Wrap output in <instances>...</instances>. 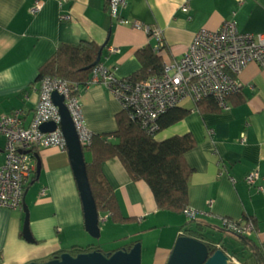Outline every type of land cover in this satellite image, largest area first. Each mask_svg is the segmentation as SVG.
<instances>
[{
    "label": "crops",
    "instance_id": "obj_1",
    "mask_svg": "<svg viewBox=\"0 0 264 264\" xmlns=\"http://www.w3.org/2000/svg\"><path fill=\"white\" fill-rule=\"evenodd\" d=\"M108 1L69 0L60 5L59 0H0V114L20 111L23 123H30L39 101L35 83L39 67L62 42L94 41L102 48L99 62L116 77L126 78L140 67L137 50L148 44L159 50L164 64L181 57L201 28L217 29L234 21L242 32L264 33V0H127L120 13L140 27L114 19ZM37 2L40 7L33 12ZM236 79L246 96L242 104L201 113L193 100L185 99L179 104L191 112L155 133L158 140L185 133L195 137L196 146L185 154L194 169L188 185L189 208L196 210L195 220L207 225L210 236L220 245H231L232 251L242 245L225 226L226 218L253 216L259 227L254 238L264 242V191H256L245 180L255 170L264 185V68L251 61ZM79 99L84 122L93 134L117 129L116 114L122 107L105 83L88 84ZM4 144L1 136V159ZM38 154L41 172L30 180L23 202L29 209L34 241L23 232L24 208L0 206V264L47 260L73 245L93 244L113 251L137 239L143 263L167 264L189 221L185 213L159 209L149 185L132 179L121 160L111 157L102 163L103 172L122 214L134 221L115 223L106 216L100 223V241L94 243L85 229L67 150L50 146L40 148ZM84 157L91 160L88 151ZM242 252L235 257L243 264H259L254 254Z\"/></svg>",
    "mask_w": 264,
    "mask_h": 264
},
{
    "label": "built area",
    "instance_id": "obj_2",
    "mask_svg": "<svg viewBox=\"0 0 264 264\" xmlns=\"http://www.w3.org/2000/svg\"><path fill=\"white\" fill-rule=\"evenodd\" d=\"M66 2L69 0H59L60 5ZM126 2L109 0L110 15L121 24L140 27L137 22L121 15V7ZM39 7L37 2L32 11ZM251 61L264 68V33L242 32L234 21H225L217 29L198 30L186 52L179 58L164 62L159 75L138 81L131 80L130 76L118 78L113 70L99 62L92 70L89 84L105 83L120 101L122 109L129 110L134 120L154 134L158 131L157 118L185 99L196 101L204 96H213L222 108H229L226 96L242 87L236 74ZM38 90L39 101L28 125L23 123L20 111L0 114V137L5 139L4 157L0 158V206L23 208L26 187L36 173V148L58 146L67 150L60 128L59 108L52 99L54 92L63 96L81 145L85 148L93 138L82 116L80 93L73 94L71 82L45 77ZM48 121L56 124L55 130H41V124ZM261 179L255 170L245 176L247 184L255 187L256 191H264V185L259 183ZM184 213L195 219L197 212L188 207ZM105 217L100 216L101 224ZM224 220L227 229L234 233L251 234L253 230L252 223L239 226L236 221L240 219H233L235 222L230 218ZM229 264L243 263L231 256Z\"/></svg>",
    "mask_w": 264,
    "mask_h": 264
},
{
    "label": "trees",
    "instance_id": "obj_3",
    "mask_svg": "<svg viewBox=\"0 0 264 264\" xmlns=\"http://www.w3.org/2000/svg\"><path fill=\"white\" fill-rule=\"evenodd\" d=\"M101 46L94 41L79 43L62 42L58 44L54 53L39 67L35 83L40 87L45 77L72 83L73 94H79L89 84L92 70ZM140 67L130 75L131 80H141L144 77L159 75L163 70V57L159 50H154L150 44L137 50ZM246 99L242 87L226 96L228 105L242 104ZM195 102L199 112H218L222 107L213 96H204ZM191 112L180 104L169 107L156 120L158 131L185 118ZM117 129L113 132L93 134L92 141L84 150L91 154V160L86 161L88 181L99 214L109 216L112 222L127 223L133 218L125 217L120 209L115 190L102 169V163L118 157L125 169L134 180H143L151 188L157 207L161 210L184 213L189 207L188 185L194 169L187 162L185 154L196 146L192 133L173 135L158 140L154 134L148 132L139 121L131 117L129 110L121 109L116 114ZM115 138L116 141H113ZM36 148L34 154H38ZM84 151V152H85ZM230 220L234 221L232 218ZM237 225L253 224L251 234H237L229 229L233 237L242 245L239 250H231L233 256H239L240 251H249L255 255L259 264H264V242H256L254 236L258 233L257 220L245 214ZM207 225L190 219L183 225L181 235H190L205 241L210 252L217 250V241L210 236ZM136 241H140L137 239ZM135 241V242H136ZM134 241L126 247L133 245ZM223 243L222 247L228 248ZM99 248L88 244L86 246L73 245L66 250H59L48 259L68 251L74 255ZM237 258V257H236ZM47 259V260H48ZM239 259V257H238ZM41 261V260H40Z\"/></svg>",
    "mask_w": 264,
    "mask_h": 264
},
{
    "label": "water",
    "instance_id": "obj_4",
    "mask_svg": "<svg viewBox=\"0 0 264 264\" xmlns=\"http://www.w3.org/2000/svg\"><path fill=\"white\" fill-rule=\"evenodd\" d=\"M101 52L102 48L95 63L101 60ZM52 99L58 106L61 115L60 128L66 142L67 152L82 202L85 229L93 238H99L101 236L100 214L88 181L84 147L80 143L70 112L64 104L63 96L58 92H54ZM56 127V124L52 121L44 122L40 126L43 131H52ZM35 159V174L38 178L41 172L39 154H35ZM23 208L25 212L23 232L25 238L33 242L34 239L29 229V209L26 205ZM218 247L217 250L211 253L205 241L194 236L181 235L174 244L167 264H229L231 254L222 245L218 244ZM141 251V242L136 241L130 247L125 246L113 251L96 248L76 255L64 251L54 258L42 261L34 260L27 264H142Z\"/></svg>",
    "mask_w": 264,
    "mask_h": 264
},
{
    "label": "rangeland",
    "instance_id": "obj_5",
    "mask_svg": "<svg viewBox=\"0 0 264 264\" xmlns=\"http://www.w3.org/2000/svg\"><path fill=\"white\" fill-rule=\"evenodd\" d=\"M104 228V227H103ZM216 236L217 237H219V235L218 234H216ZM100 238L101 237H99V238H94L93 240H94V243L96 242V243H99L98 241H100ZM104 239V238H103ZM101 242H104V240H101ZM227 245V244H226ZM86 246V245H85ZM227 247H228V249L229 250H232L233 248H232V246L231 245H227ZM230 248H232V249H230ZM103 249V248H102ZM51 255H49L48 257H50ZM142 264H148V263H143V261H142Z\"/></svg>",
    "mask_w": 264,
    "mask_h": 264
},
{
    "label": "clouds",
    "instance_id": "obj_6",
    "mask_svg": "<svg viewBox=\"0 0 264 264\" xmlns=\"http://www.w3.org/2000/svg\"><path fill=\"white\" fill-rule=\"evenodd\" d=\"M231 256H233V255H231Z\"/></svg>",
    "mask_w": 264,
    "mask_h": 264
}]
</instances>
